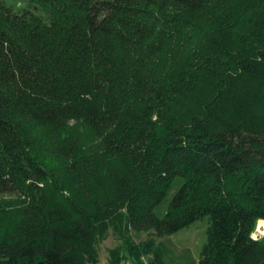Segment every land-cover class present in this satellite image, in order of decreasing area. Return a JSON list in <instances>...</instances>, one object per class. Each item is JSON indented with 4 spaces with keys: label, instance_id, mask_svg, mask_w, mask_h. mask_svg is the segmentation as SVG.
Returning a JSON list of instances; mask_svg holds the SVG:
<instances>
[{
    "label": "trees",
    "instance_id": "obj_1",
    "mask_svg": "<svg viewBox=\"0 0 264 264\" xmlns=\"http://www.w3.org/2000/svg\"><path fill=\"white\" fill-rule=\"evenodd\" d=\"M14 1L0 264H99L110 226L109 264H166L157 237L203 216L197 264H264V0Z\"/></svg>",
    "mask_w": 264,
    "mask_h": 264
},
{
    "label": "rangeland",
    "instance_id": "obj_2",
    "mask_svg": "<svg viewBox=\"0 0 264 264\" xmlns=\"http://www.w3.org/2000/svg\"><path fill=\"white\" fill-rule=\"evenodd\" d=\"M14 2L18 5L17 7H21L23 5L22 0H16ZM181 179L182 178L180 176L175 177L171 187L168 189L167 193H165L166 196L164 199L153 207V212L158 217L164 216L167 209L166 207L169 205V202L174 195L173 193L178 190L182 183ZM13 197L14 195L11 193H0V203L8 201ZM208 218V216H203L202 218H198L191 224L176 231V233L173 232L157 237V242H161L164 247L169 249L168 254L164 256L163 260L166 264H197V258L201 245H203L206 240L205 231L209 224ZM258 227L257 222L255 230ZM255 230H253V233ZM147 234L148 232L145 230H130V235L137 243L144 241L148 236ZM117 235L118 234L113 227L110 226L108 235H106L107 238L98 244L97 250L99 251V264H109V249L120 243L119 236ZM261 235L263 234H260L259 236ZM146 259V256L143 257V261ZM124 264H138V262H135L130 257H127Z\"/></svg>",
    "mask_w": 264,
    "mask_h": 264
},
{
    "label": "bare ground",
    "instance_id": "obj_3",
    "mask_svg": "<svg viewBox=\"0 0 264 264\" xmlns=\"http://www.w3.org/2000/svg\"><path fill=\"white\" fill-rule=\"evenodd\" d=\"M258 224H259L258 226L260 227V229H258V230H260V232L264 234V222H260Z\"/></svg>",
    "mask_w": 264,
    "mask_h": 264
},
{
    "label": "built area",
    "instance_id": "obj_4",
    "mask_svg": "<svg viewBox=\"0 0 264 264\" xmlns=\"http://www.w3.org/2000/svg\"><path fill=\"white\" fill-rule=\"evenodd\" d=\"M258 229H259V228H257V229L255 230V232L252 233V237L256 238V237H258V236L261 234L260 230H258Z\"/></svg>",
    "mask_w": 264,
    "mask_h": 264
},
{
    "label": "crops",
    "instance_id": "obj_5",
    "mask_svg": "<svg viewBox=\"0 0 264 264\" xmlns=\"http://www.w3.org/2000/svg\"><path fill=\"white\" fill-rule=\"evenodd\" d=\"M260 222H263V221H258V223H260ZM259 225V224H258ZM259 229H260V227H258ZM261 234H263V233H261ZM122 264H124V262L122 263Z\"/></svg>",
    "mask_w": 264,
    "mask_h": 264
}]
</instances>
